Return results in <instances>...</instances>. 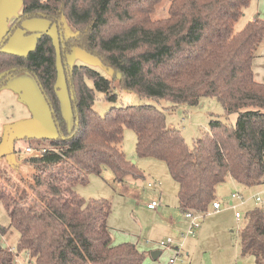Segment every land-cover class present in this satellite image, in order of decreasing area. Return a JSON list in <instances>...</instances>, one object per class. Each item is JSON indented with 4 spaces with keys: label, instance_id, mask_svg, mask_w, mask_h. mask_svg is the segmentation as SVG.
<instances>
[{
    "label": "trees",
    "instance_id": "trees-1",
    "mask_svg": "<svg viewBox=\"0 0 264 264\" xmlns=\"http://www.w3.org/2000/svg\"><path fill=\"white\" fill-rule=\"evenodd\" d=\"M21 1L16 22L42 18L56 37L33 33L36 46L26 55L5 52L1 45L0 88L29 73L50 108L57 137L49 140L50 148L29 145L36 153L21 158L31 174L27 184L12 180L8 170H17L6 166L8 155H0L5 163L0 204L9 226L19 231L14 249L0 246V264H18L21 256L26 264L143 263L145 254L135 244L114 243L107 201H86L74 191L104 168L118 183L144 178L121 149L124 128L136 136L138 157L165 163L183 214H205L216 188L228 179L244 188L264 184V83L255 81L252 68L264 41V20L234 30L251 0H168L161 19L153 15L163 0ZM75 48L117 74L121 91L165 101L171 109L215 98L225 115H237L236 122L212 120L189 146L179 130L166 127L155 106H122L99 115L92 109L96 92L111 99L114 86L88 67H68L66 57ZM58 63L69 96V124L57 94ZM14 156L22 157L19 151ZM244 216L241 254L264 264V211L256 207ZM5 230L0 227V234Z\"/></svg>",
    "mask_w": 264,
    "mask_h": 264
},
{
    "label": "rangeland",
    "instance_id": "rangeland-1",
    "mask_svg": "<svg viewBox=\"0 0 264 264\" xmlns=\"http://www.w3.org/2000/svg\"><path fill=\"white\" fill-rule=\"evenodd\" d=\"M167 7L168 0H163L157 6L153 18L166 17ZM21 15V0H0V46L5 52L26 55L36 46L37 34H33L36 32L47 31L56 37V30L48 21L35 17L17 23ZM255 16L264 20V0H251L234 30L240 31ZM258 54L252 67L255 75L263 80L264 44H261ZM66 63L70 68L88 67L112 82L114 87L110 93L113 96L111 99H107L102 92H96L92 109L99 115L122 106H155L164 114L166 127L179 130L189 146H192L195 138L209 130L212 120L232 125L236 122L237 115H225L222 105L215 98H202L193 107L179 105L171 109L165 101L156 102L141 98L133 92L121 91L117 85L118 75L105 67L97 57L79 48L67 55ZM88 84L92 86L91 82ZM57 86L62 110L69 124V96L60 63ZM56 137L57 129L50 108L35 79L26 72L11 77L0 88V155H8L6 166L17 170L16 174L8 170L12 180L22 178L26 184L29 183V167L22 160L28 156L24 153V147L31 145L33 148H50L49 140ZM135 143L134 132L124 128L121 149L130 162L134 161L133 164L143 173L144 178L118 183L114 181L112 172L104 168L100 176L90 175L87 183L74 186L76 194L86 201H107L109 214L106 224L111 229L114 242L136 244L137 249L145 254L142 264H170V259L174 260L173 264H256L252 256L241 254L239 231L245 223V213L257 206L253 197L259 195L264 199V184L243 188L226 180L215 192V201L220 203V208L214 210L210 206L205 214H194L198 228L193 234H188L190 221L177 207V186L165 163L138 157ZM18 151L22 157L16 160L12 156ZM3 165L5 163L2 160L0 166ZM234 193L243 197V204L233 200V205H229ZM153 202L158 206L156 210H149L147 206ZM260 208L264 210L263 206ZM236 212L241 215L239 219L234 216ZM0 227L6 228L5 233L0 234V246L14 249L19 231L9 226L8 214L1 204ZM168 242L171 244L159 249L158 245ZM157 249L162 250L161 254L152 260L150 253ZM18 264H26L24 256H21Z\"/></svg>",
    "mask_w": 264,
    "mask_h": 264
},
{
    "label": "built area",
    "instance_id": "built-area-1",
    "mask_svg": "<svg viewBox=\"0 0 264 264\" xmlns=\"http://www.w3.org/2000/svg\"><path fill=\"white\" fill-rule=\"evenodd\" d=\"M38 152H45V150L42 149V150H40V151H38ZM24 153H25V154L35 153V150H34L31 146H27V147L24 148ZM148 186H151V185L148 184ZM231 197H232V198H237V199L241 200V202H243V199L241 198V196H239V195L236 194V193H235V194H232ZM253 200H254L255 204L264 207V199H262L259 195L254 196V197H253ZM157 206H158L157 203H156V202H153V203L149 204V205L147 206V208L150 209V210H156V207H157ZM212 208H213L214 210H218V209L220 208V203H218V202L215 201V202L212 204ZM234 216H235V218H237V219H239V218L241 217V215H240L238 212H236V213L234 214ZM185 217H186L187 219H189V221H190V226H189L190 228H189L188 234H193V233H194V230L198 228V224H197V221H196L195 215H194V213H192V212H186V213H185ZM170 244H171V242H168L167 244H162V243H161L160 245H158V247H159V248H164L165 245H170ZM174 251H175V250H174ZM175 254H177V252H176ZM173 262H174V260H173V259H170L169 263L171 264V263H173Z\"/></svg>",
    "mask_w": 264,
    "mask_h": 264
},
{
    "label": "crops",
    "instance_id": "crops-1",
    "mask_svg": "<svg viewBox=\"0 0 264 264\" xmlns=\"http://www.w3.org/2000/svg\"><path fill=\"white\" fill-rule=\"evenodd\" d=\"M255 18H258L257 16H255L253 19H255ZM261 44H264V41L261 43ZM261 44L258 46V48H257V52H256V54H258V50L260 49V47H261ZM262 53V52H261ZM258 56H260L259 54H258ZM257 56V57H258ZM256 57V58H257ZM254 61H255V59H254ZM253 61V62H254ZM253 68V67H252ZM253 75H254V79H255V81H257V82H259V83H264V79L263 80H260L259 78H258V76H256L255 75V72H254V70H253ZM25 148V147H24ZM230 180V179H229ZM230 181H232V180H230ZM235 183V182H234ZM244 188V187H243ZM240 195V194H239ZM241 196V195H240ZM241 198L243 199V197L241 196ZM233 200H236V201H239V203H244V200H243V202H241V200H239V199H237V198H232L231 197V201L229 202V205H233ZM255 205H257V204H255ZM256 207H259L260 208V205H257ZM262 209V208H261ZM150 210V209H149ZM263 210V209H262ZM264 211V210H263ZM176 220V219H175ZM111 230V229H110ZM114 241V240H113ZM121 241H117V242H114L115 244H117V243H120ZM136 245V244H135ZM136 247H137V245H136ZM159 249H164V248H159ZM158 250V249H157ZM157 250H153V251H157ZM159 251V250H158ZM162 251V250H161ZM161 251H160V253H161ZM152 252V251H151ZM173 252V251H172ZM160 256V255H159ZM153 260V259H152ZM174 263V262H173ZM173 263H171V264H173Z\"/></svg>",
    "mask_w": 264,
    "mask_h": 264
},
{
    "label": "water",
    "instance_id": "water-1",
    "mask_svg": "<svg viewBox=\"0 0 264 264\" xmlns=\"http://www.w3.org/2000/svg\"><path fill=\"white\" fill-rule=\"evenodd\" d=\"M132 164L134 163V161H132L131 162ZM161 253H160V251H152L151 253H150V256H151V258L153 259V260H155V259H157L158 257H159V255H160Z\"/></svg>",
    "mask_w": 264,
    "mask_h": 264
}]
</instances>
